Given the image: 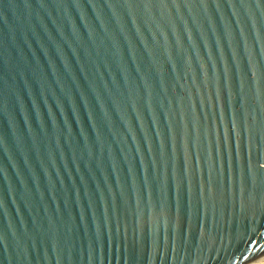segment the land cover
<instances>
[{
    "label": "water",
    "instance_id": "95a60500",
    "mask_svg": "<svg viewBox=\"0 0 264 264\" xmlns=\"http://www.w3.org/2000/svg\"><path fill=\"white\" fill-rule=\"evenodd\" d=\"M263 252L264 0H0V264Z\"/></svg>",
    "mask_w": 264,
    "mask_h": 264
},
{
    "label": "bare ground",
    "instance_id": "6f19581e",
    "mask_svg": "<svg viewBox=\"0 0 264 264\" xmlns=\"http://www.w3.org/2000/svg\"><path fill=\"white\" fill-rule=\"evenodd\" d=\"M253 260H255V261H253ZM262 261H264V252L261 253L260 255H258L257 257H255L253 259H250L246 264H254V263H257V262L260 263Z\"/></svg>",
    "mask_w": 264,
    "mask_h": 264
},
{
    "label": "built area",
    "instance_id": "2783aa9c",
    "mask_svg": "<svg viewBox=\"0 0 264 264\" xmlns=\"http://www.w3.org/2000/svg\"><path fill=\"white\" fill-rule=\"evenodd\" d=\"M254 264H264V261H262V262H260V263H259V262H257V263H254Z\"/></svg>",
    "mask_w": 264,
    "mask_h": 264
},
{
    "label": "rangeland",
    "instance_id": "374dc122",
    "mask_svg": "<svg viewBox=\"0 0 264 264\" xmlns=\"http://www.w3.org/2000/svg\"><path fill=\"white\" fill-rule=\"evenodd\" d=\"M256 260V259H255ZM255 260H253V261H255Z\"/></svg>",
    "mask_w": 264,
    "mask_h": 264
}]
</instances>
